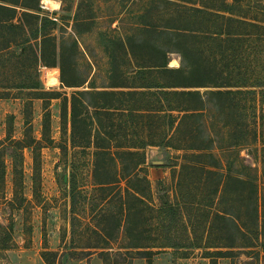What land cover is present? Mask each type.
<instances>
[{
	"label": "rangeland",
	"instance_id": "374dc122",
	"mask_svg": "<svg viewBox=\"0 0 264 264\" xmlns=\"http://www.w3.org/2000/svg\"><path fill=\"white\" fill-rule=\"evenodd\" d=\"M52 1L50 8L45 0H24L38 4L34 12L39 18H23L22 35L32 37L42 25L44 30L38 46L33 41V49L0 65V160L5 171L0 178V238L11 236L9 249L0 251V264H264V95L259 88L240 86L250 77L264 82V39L193 41L186 64L197 59L213 66L215 76L209 87L192 89L200 91L205 105L191 117L192 112L182 111L189 105L186 99L142 88L151 81L165 82L164 76L139 71L151 57L159 61L151 42L168 45L152 27L160 31L185 5L222 10L224 2L233 5L237 17L264 25V0ZM227 30L264 32L237 25ZM42 34L57 48V67L50 66L54 55H42ZM132 39L147 44L137 49L143 61L127 50ZM53 46L48 45L49 54ZM63 50L65 60L71 54L74 60L66 79L75 74L80 89L61 80ZM117 61L119 70L113 73ZM181 66L182 55L170 53L169 67ZM23 82L40 87L16 88ZM115 83L129 88L116 90L127 93L119 96L123 104L118 110L102 111V137L111 141L113 157L104 156L96 172V110H90L95 123L90 143L81 126L74 142L70 116L64 129V99L77 90L111 91ZM86 102L106 104L100 97ZM169 104L180 111L168 112ZM132 108L138 111L126 110ZM163 139L165 144L152 146ZM143 144L146 164L132 169L134 160L124 157V168L117 146ZM178 243L183 248L172 246ZM139 245L148 248H135Z\"/></svg>",
	"mask_w": 264,
	"mask_h": 264
},
{
	"label": "trees",
	"instance_id": "16d2710c",
	"mask_svg": "<svg viewBox=\"0 0 264 264\" xmlns=\"http://www.w3.org/2000/svg\"><path fill=\"white\" fill-rule=\"evenodd\" d=\"M236 2V0H235ZM205 4V3H204ZM224 9H214L212 6L207 7V5H203L199 8L197 7H188L185 5L183 7L184 11H180L177 18L170 17L167 20L168 24L162 27V29H158V27H152V30L154 33L159 34L161 37H165L168 41L167 47L164 46H157L156 44L152 45L153 42L150 43L151 47V53H154L159 56V61H154L153 57L149 59L143 66H140V72L143 73L145 76H152L155 73H158L160 77H165V82H154L151 81L145 85H143V88L147 89H160L161 92L166 96H180L184 99H186L185 104H189L187 107H185V110L182 111H188L192 112L189 117L194 114V111H201L203 110V106L205 105V101L198 90H192L193 88H202V87H209L207 85L213 80V77L215 76L214 67L211 65H206L203 63H200L199 60L193 59L192 61L189 60V64H186V58L188 59L189 53H193L192 49V43L196 38H207L209 40L215 39L220 40L222 42L224 41H230V43H246L249 41H252L254 39L257 40H263L264 39V32L263 33H257V35H252V33H229L227 32V28L232 27L233 25H237L239 28H256V29H262L264 30V25H260L254 21L244 19V17H237L233 13V5H227L224 3ZM38 4H31V3H24V0L21 2V0H0V65L11 62L15 57H22L24 54L27 53L28 50L32 48V42L35 41L36 46H38V39L39 34L44 30V26L39 27L37 29H33L32 37H26V35H22L21 31L25 34V29L22 26V19L27 17L32 18H39L38 15L35 14L34 11H36ZM20 12V15H19ZM46 21L48 18L45 19ZM186 21V23H184ZM213 28L219 29L218 32H211ZM20 30V31H19ZM246 30V29H245ZM9 35H11L9 37ZM20 35V37H19ZM18 36V37H17ZM257 36V37H256ZM20 39V40H19ZM264 41V40H263ZM53 41L49 35L42 34V55L44 56H52L53 57V63L50 65L51 67H57L56 63V56H57V48L53 44H51ZM135 47L138 46L140 48L145 47L147 44L143 43L142 45L139 44V42L135 41L131 46ZM48 45H52L54 48L52 49V53H48ZM13 46L19 47L18 51H12ZM24 46V47H22ZM75 43V47H76ZM33 49V48H32ZM178 53L182 55V66L180 68H169V54L170 53ZM52 54V55H51ZM62 63L58 66L61 69V80L65 84L66 87L69 88H80L82 87V83L78 81V79H75L76 76L74 74V79L67 80L66 79V73H68V68L72 64H69L70 62H73V54L72 58H69V60H65L66 51L63 50L62 53ZM75 71V68L72 69ZM119 65L118 61L115 62L113 73L116 71L118 72ZM1 72V71H0ZM199 73V75H196ZM194 76H199V79H196ZM195 80H202V81H195ZM206 80V81H204ZM250 80H253L251 82ZM208 81V82H207ZM244 85H240L242 87H248V88H259L260 92L264 95V82L255 80L252 77L249 79L246 78ZM243 81V82H244ZM22 84L25 85H18L16 88H31V89H39L40 83H37L35 85H27L25 82ZM211 84V83H210ZM216 86L215 87H221L220 85H217L216 83H213ZM114 88L118 87H125L123 83H115L113 84ZM6 88V87H5ZM10 88H14L10 86ZM177 89H184L183 91H178ZM189 89V90H185ZM253 91V90H251ZM255 92V91H254ZM259 93V92H258ZM121 94L125 95L127 93H116V92H98V93H90L88 91H74L73 95L71 96V99L66 97L64 101H66L63 104V118H64V129L65 125L67 126L68 123V117L71 118L72 123V137L73 141H77V133L78 129L81 126L80 129H82L85 132L86 142L89 144L91 141V138L93 137V127L95 125L93 121V116L97 119V133L94 136V143L96 144L97 152L95 153L96 161H95V170L96 172L99 171L100 165H104V161L102 160L104 156L110 155V151L112 149V143L111 141L104 140L102 137V131L101 128V115L103 110L107 111H115L118 110L119 106L123 104L121 97H119ZM133 94V93H128ZM155 94V93H152ZM212 94H218L222 95L221 91H212ZM88 97H100L105 100V105H100L97 103L96 105H90L86 102V99ZM264 102V99H263ZM119 104V105H118ZM94 109L96 110L94 115L92 116V113L90 110ZM168 112L173 111H180V109H176L174 105L169 104L167 107ZM130 110L129 112L134 113L138 111V109H126ZM70 113V114H69ZM99 121V122H98ZM172 127L175 126V123L171 125ZM104 132H106L105 129H103ZM103 142H105V146L103 145ZM165 144V140L163 139L159 143H156V145L152 146H161ZM171 143H168V146L170 147ZM107 145V146H106ZM147 145H128L127 147L123 146H117L118 150H120L122 162L124 165L123 158L129 157V159L134 160V164L132 165V169H137L139 167H142L146 164V153L141 152L140 150H143L146 148ZM127 148V149H126ZM209 149V147H206ZM113 156H111L112 158ZM137 158V159H136ZM135 159L137 161H135ZM15 160H17V155H15ZM0 178L2 179L5 175L4 171V162L0 160ZM124 168H128L124 165ZM244 182V183H243ZM242 183L245 184V181ZM99 185L103 186V182H98ZM219 183L215 190V193H218L220 188ZM255 191L252 189L251 191V202L254 204V197ZM169 209V208H168ZM167 211V215L168 216ZM222 215H220L221 218ZM223 217V216H222ZM225 220L226 218L223 217ZM4 228V227H3ZM0 251H6L9 249L10 245L9 242L11 241V236L7 235V237L4 239L0 238ZM176 248H183L182 244H174L172 245ZM231 247V246H230ZM135 248H148L143 247V245H139ZM149 253V251H148ZM149 254H152L151 252ZM219 255H223V253H218Z\"/></svg>",
	"mask_w": 264,
	"mask_h": 264
},
{
	"label": "crops",
	"instance_id": "0c3cea01",
	"mask_svg": "<svg viewBox=\"0 0 264 264\" xmlns=\"http://www.w3.org/2000/svg\"><path fill=\"white\" fill-rule=\"evenodd\" d=\"M135 41H137L138 42V40H135V39H132V40H130L129 41V45H127V50L130 52V54L138 61H143V59H141L140 58V54L141 53H139L138 51H137V49L138 48H140V47H138V46H136L135 47V44H134V46H131V44H133ZM139 44L140 45H142L143 44V42H139ZM128 46H129V48H128ZM143 48V47H142ZM130 49V50H129ZM168 66H169V64H168ZM169 68H171V67H169ZM139 70H140V68H139ZM56 79H58V78H56ZM59 81V80H58ZM125 86V85H124ZM125 88H129L128 86H125V87H118V88H114L113 87V85L111 86V89H109V90H111V91H108V90H104V91H98V92H124V91H116L117 89H125ZM143 88V87H142ZM73 89H80V88H73ZM113 90V91H112ZM78 91H80V90H78ZM89 92V91H88ZM97 92V93H98ZM125 93V92H124Z\"/></svg>",
	"mask_w": 264,
	"mask_h": 264
},
{
	"label": "bare ground",
	"instance_id": "6f19581e",
	"mask_svg": "<svg viewBox=\"0 0 264 264\" xmlns=\"http://www.w3.org/2000/svg\"><path fill=\"white\" fill-rule=\"evenodd\" d=\"M44 3L46 4L47 7H50V6H54V5H55L54 2H53L52 0H45ZM46 6H45V7H46ZM50 8H51V7H50ZM175 61H176V60H175ZM173 62H174V61H173ZM175 64L178 65L177 62H175ZM54 80H55L56 82H58V79L54 78Z\"/></svg>",
	"mask_w": 264,
	"mask_h": 264
}]
</instances>
